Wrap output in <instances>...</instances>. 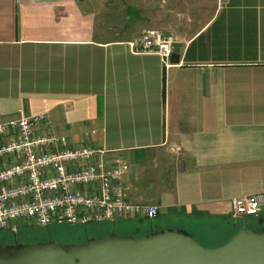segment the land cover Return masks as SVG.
<instances>
[{
    "label": "crops",
    "instance_id": "1",
    "mask_svg": "<svg viewBox=\"0 0 264 264\" xmlns=\"http://www.w3.org/2000/svg\"><path fill=\"white\" fill-rule=\"evenodd\" d=\"M108 2L0 0V124L45 113L58 148L121 157L126 200L157 205L156 230L264 228V210L240 220L231 204L264 202V0H220L169 68L132 52L135 33L100 31Z\"/></svg>",
    "mask_w": 264,
    "mask_h": 264
},
{
    "label": "built area",
    "instance_id": "2",
    "mask_svg": "<svg viewBox=\"0 0 264 264\" xmlns=\"http://www.w3.org/2000/svg\"><path fill=\"white\" fill-rule=\"evenodd\" d=\"M175 43L172 35L147 30L129 46L159 55L169 68ZM65 143L45 113L0 124V231L158 217L157 205L126 200L121 181L129 164L121 157L108 159V151L90 146L58 148ZM231 204L236 217H258L264 210L260 195Z\"/></svg>",
    "mask_w": 264,
    "mask_h": 264
},
{
    "label": "water",
    "instance_id": "3",
    "mask_svg": "<svg viewBox=\"0 0 264 264\" xmlns=\"http://www.w3.org/2000/svg\"><path fill=\"white\" fill-rule=\"evenodd\" d=\"M0 264H264V231L243 225L216 247L202 245L184 229L111 233L81 243L16 241L0 244Z\"/></svg>",
    "mask_w": 264,
    "mask_h": 264
},
{
    "label": "rangeland",
    "instance_id": "4",
    "mask_svg": "<svg viewBox=\"0 0 264 264\" xmlns=\"http://www.w3.org/2000/svg\"><path fill=\"white\" fill-rule=\"evenodd\" d=\"M220 0H110L106 7L100 8V31H106L107 37L122 38L135 33L136 37L147 30H157L166 36H191L209 21L216 11ZM161 219L149 221L118 220L116 223L103 222L83 226H55L52 240L72 241L75 237L88 240L92 237H106L111 233L131 235L147 232L146 227L164 228ZM242 224V222L240 223ZM193 230V229H188ZM44 228L20 227L18 232L5 230L0 232V241L11 243H35L45 240L37 235L47 234ZM139 234V233H138ZM203 234V233H202ZM204 235V234H203ZM202 235V236H203ZM198 240L204 246H214L208 238ZM49 241V240H47Z\"/></svg>",
    "mask_w": 264,
    "mask_h": 264
},
{
    "label": "trees",
    "instance_id": "5",
    "mask_svg": "<svg viewBox=\"0 0 264 264\" xmlns=\"http://www.w3.org/2000/svg\"><path fill=\"white\" fill-rule=\"evenodd\" d=\"M161 219L162 221H161V224H162V222H164V219H162L161 217H160V215H158V217H156L155 219ZM238 219H240V220H242V219H245L244 217H237ZM154 219V220H155ZM123 221V220H122ZM133 221H139V222H143V221H149V220H147V219H136V220H133ZM234 221H236V220H234V219H231V220H228V221H224L222 224H221V226L220 227H217V228H215V229H208V230H203L202 231V233L204 234L203 236H205V237H207L208 238V241L209 242H213V243H216L214 246H209V247H216V246H218V245H222V244H225V243H227L235 234H237L238 233V231L241 229V227L243 226V225H247L248 227H250V228H255V229H257V230H259V231H264V228H262V229H258V228H256V227H252L251 225H250V223H246L244 220L243 221H240L239 222V226H231V225H233V223H234ZM117 222V221H116ZM116 222H114V223H116ZM242 222V224H240ZM113 223V224H114ZM53 227H55V226H52V227H48V228H44V229H46L47 231H48V233L47 234H44V235H37V241H39V238H43V239H45V240H43V241H47V240H52V237L54 236V232H52L51 230V228H53ZM83 227H85L86 228V226H83ZM172 227H174V226H172ZM231 227H235L234 229L235 230H232L231 229ZM230 228V229H229ZM35 229V228H34ZM148 229V230H147ZM146 230H147V232H145V233H141L140 231V229H138L137 231H138V233H134V234H131V235H136V236H143L144 234H147V233H149V232H153V231H156V229H154L153 228V226L152 225H150V226H148V227H146ZM1 232V231H0ZM18 232V231H17ZM16 232V233H17ZM95 237V236H94ZM97 237V236H96ZM196 239L198 240V238L196 237ZM42 241V240H41ZM86 240H84V239H82V238H79V237H75V239H73L72 241H66V242H68V243H81V242H85ZM15 241H13V242H11V243H8V242H4V241H0V244H12V243H14ZM198 242H200L199 240H198ZM201 243V242H200ZM202 244V243H201ZM202 245H204V244H202ZM206 246V245H205Z\"/></svg>",
    "mask_w": 264,
    "mask_h": 264
}]
</instances>
